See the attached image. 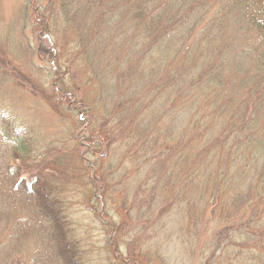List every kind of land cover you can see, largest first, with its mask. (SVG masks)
I'll use <instances>...</instances> for the list:
<instances>
[{"label":"trees","instance_id":"1","mask_svg":"<svg viewBox=\"0 0 264 264\" xmlns=\"http://www.w3.org/2000/svg\"><path fill=\"white\" fill-rule=\"evenodd\" d=\"M35 4L49 71L0 48V264H87L74 208L132 264H264V0ZM28 98L63 123L88 108L91 167Z\"/></svg>","mask_w":264,"mask_h":264},{"label":"rangeland","instance_id":"2","mask_svg":"<svg viewBox=\"0 0 264 264\" xmlns=\"http://www.w3.org/2000/svg\"><path fill=\"white\" fill-rule=\"evenodd\" d=\"M37 0H1L0 2V48H3L8 54L9 59L13 61L20 70H28L36 74H42L50 69L49 55L40 57L37 54L38 44L43 41L39 35L33 33V21L26 22L23 12L28 6L30 9L36 7ZM33 49L32 62L38 66L39 71H33L29 68L28 53L29 48ZM29 54V53H28ZM75 111L76 118L62 122L46 105L28 98L27 102L22 104L21 115L32 123H38L43 129L47 144L53 140H61L62 143L71 142L79 146L81 159L85 167H91L89 159V145L87 143L88 135L85 133L87 124L88 108L77 103L76 99L67 107ZM73 123L76 124V131L70 132L65 136L67 129ZM72 197V196H71ZM73 202V200H72ZM75 222L79 224L80 234L84 236L85 249L87 251V264H120L118 260H123L124 264H132L125 260L128 255L127 246H121L117 252L114 244L115 231L110 232L104 229V225L110 224L104 217L101 209L97 214L74 208L71 211ZM125 236H129L126 234ZM123 240V239H122ZM125 240V238H124ZM176 264V263H175Z\"/></svg>","mask_w":264,"mask_h":264}]
</instances>
